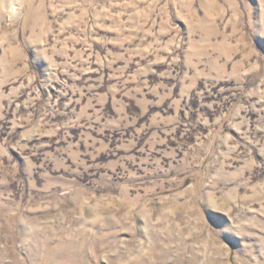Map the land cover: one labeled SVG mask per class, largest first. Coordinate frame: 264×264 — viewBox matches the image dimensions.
<instances>
[{
    "label": "rangeland",
    "instance_id": "1",
    "mask_svg": "<svg viewBox=\"0 0 264 264\" xmlns=\"http://www.w3.org/2000/svg\"><path fill=\"white\" fill-rule=\"evenodd\" d=\"M0 264H264V0H0Z\"/></svg>",
    "mask_w": 264,
    "mask_h": 264
},
{
    "label": "clouds",
    "instance_id": "2",
    "mask_svg": "<svg viewBox=\"0 0 264 264\" xmlns=\"http://www.w3.org/2000/svg\"><path fill=\"white\" fill-rule=\"evenodd\" d=\"M14 10V9H13Z\"/></svg>",
    "mask_w": 264,
    "mask_h": 264
}]
</instances>
